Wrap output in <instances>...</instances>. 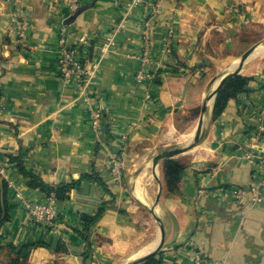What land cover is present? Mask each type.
<instances>
[{"label": "crops", "instance_id": "obj_1", "mask_svg": "<svg viewBox=\"0 0 264 264\" xmlns=\"http://www.w3.org/2000/svg\"><path fill=\"white\" fill-rule=\"evenodd\" d=\"M79 1L74 12L59 0H0V264H128L152 251L159 224L147 222L146 206L154 204L158 181L153 176L145 185L147 203L132 183L152 169L150 158L127 180L129 163L118 179L108 155L125 145L130 161L143 144L170 135L179 114L201 106L207 78L223 69L238 39L264 27V0H162L155 13L133 0ZM62 35L68 44L86 36L98 62L91 87L99 131L75 86L59 74ZM106 35L114 44L103 54ZM144 36L154 74L137 81ZM243 75L250 77L246 89L206 128L194 147L202 155L188 161L179 190L169 193L159 174L162 264H192L196 255L202 264H264V186L254 203L250 193L237 200L229 191L264 178V140L255 150L260 159L237 150L264 129V64ZM22 169L50 185L79 180L57 201L58 234L28 221L17 193L30 201L46 193Z\"/></svg>", "mask_w": 264, "mask_h": 264}, {"label": "built area", "instance_id": "obj_2", "mask_svg": "<svg viewBox=\"0 0 264 264\" xmlns=\"http://www.w3.org/2000/svg\"><path fill=\"white\" fill-rule=\"evenodd\" d=\"M65 3L71 11H77L80 7L79 0H59ZM134 3H142L151 6V11L153 13L157 12L159 4L162 0H133ZM24 28V26H23ZM145 38V36H144ZM146 38L143 39V48L141 53L143 56L140 57V64L135 73V79L140 81L142 79H151L153 77V71L151 67L147 65L151 62V58L148 55V46L146 44ZM114 44V38L112 35H106L101 43L100 50L101 53H106L108 49ZM90 42L86 36H82L78 43L68 44L66 40V35H62L57 48V66L61 78L66 84L74 85L77 92V100L84 102L91 116V126L94 130L99 131L101 129V111L96 108L92 100L94 99L91 79L95 73L98 62L96 60L90 59L89 57V47ZM170 40H166L163 45V51H170ZM264 86V79L262 81ZM101 98L100 95H96L95 98ZM264 129L258 128L252 134L250 140L238 145V151L242 153V156L248 160L254 161L255 159H260L256 154L255 150L258 147V142L264 140ZM123 135L122 138H125ZM125 165V145L120 146L119 151L116 153H110L108 155V170L110 174L121 178L122 170ZM264 170V162H262ZM3 172V169L0 168ZM264 176V175H263ZM264 186V178L261 182H252L248 189L242 187H233L229 190L234 198L237 200L242 199L244 196L251 194L252 202L254 203L259 194L261 187ZM19 196L23 207L27 211V217L30 224L40 231H51L53 233H59V218H58V208L57 199L54 194L45 196L41 201H30L26 198ZM192 264H202L201 260L197 257L194 258ZM226 264V263H218Z\"/></svg>", "mask_w": 264, "mask_h": 264}, {"label": "water", "instance_id": "obj_3", "mask_svg": "<svg viewBox=\"0 0 264 264\" xmlns=\"http://www.w3.org/2000/svg\"><path fill=\"white\" fill-rule=\"evenodd\" d=\"M259 45H264V37L262 39H260L259 41L255 42L253 45H251L248 49H246L238 57L237 63L235 64L234 67L228 68L230 65L227 66L222 71H220L213 79L210 80V82L207 86V92H206V94L203 98V101L201 103V111H200L199 119L197 121V128H196V132H195L194 136L189 141H186L183 144H177L174 146L166 147L164 149H161V150L155 152L150 157L149 163L151 164V167L154 171V176L156 177V179L158 181V193L156 195V199L154 201L153 206H151V207L146 206V208L148 211H150V213H152L154 215V217L158 221L159 238H158V241H157L155 248L152 251L132 260L128 264H139L142 261H144L145 259L156 254L161 249L163 242H164V236H165L164 226H163L161 219H160V217L156 211V205L158 203V198L160 196V191H161V187H162L161 179L159 176V170H158L159 165L165 159L174 158L175 156H177L179 154L186 153L201 143V141L203 140L204 135L206 133L207 118L209 117V114L212 111L214 99L216 97V94H217L219 88L221 87V85L226 80H228L229 78H231L235 75L240 74V72L243 70L244 66L250 61L251 55L253 54V52L256 50V48ZM216 80H218V82L216 83V85L213 88H211V85ZM178 104H180V103H178Z\"/></svg>", "mask_w": 264, "mask_h": 264}, {"label": "trees", "instance_id": "obj_4", "mask_svg": "<svg viewBox=\"0 0 264 264\" xmlns=\"http://www.w3.org/2000/svg\"><path fill=\"white\" fill-rule=\"evenodd\" d=\"M250 77L245 75H235L228 80H226L221 87L219 88L216 97L213 103V117L215 119L225 108L229 99L236 97L240 92L246 89L247 83ZM198 108L190 109L192 112H196ZM188 165V161L183 158H168L165 159L161 164V176L163 183L168 190L169 193H175L179 190V184L184 174V170ZM23 173L29 177L30 185H35L42 189L47 195L51 193L54 194V197L57 200L64 199L68 196V192L77 186L78 181L62 182L56 185H50L43 181L38 176L34 175L31 172L23 170ZM90 177L89 175H83L81 178ZM91 178V177H90ZM100 213V212H99ZM99 213L95 217H89L88 221L93 222L98 216ZM85 218V217H84ZM34 244L26 245V248L31 247ZM18 254H21L19 250ZM140 264H162L160 253L154 254L151 257L145 259Z\"/></svg>", "mask_w": 264, "mask_h": 264}, {"label": "rangeland", "instance_id": "obj_5", "mask_svg": "<svg viewBox=\"0 0 264 264\" xmlns=\"http://www.w3.org/2000/svg\"><path fill=\"white\" fill-rule=\"evenodd\" d=\"M253 32L256 33L255 36L249 35L247 38H243L246 36L242 35L243 37H241V39H238V41L236 42V48H235L236 52L233 53V55H231L227 59V63H224V65L222 67L223 69L226 68V66H228L230 63H232L234 60L238 59V57L242 54V51H241L242 46L246 42H250L251 44H253V43L259 41L260 39H262V36H260V34H264V27H262V29H261V27H259L256 30H254ZM257 35L259 36L258 39L256 41L252 42L256 38ZM257 63H259V64L261 63V65L264 64V55H261L260 53H258L253 59H251L250 62H248V64L244 67V69L240 72V74L243 75L245 73H248V69H250L251 67H253V65H255ZM223 69H217L215 72H213L214 74L211 73L209 78H207L206 83L209 80L213 79ZM200 111H201V106L197 109V111L195 113L192 112V110H189L187 112L185 111V112L179 114V116L175 119V126H174L175 129L170 135L166 134L163 137H161L160 139L154 140L152 143L143 144V149L139 150L137 155H135L130 161L125 160L126 163H129V167L127 168V170L129 171L128 173L130 176L129 175L126 176L127 180L132 176V174H130V172L134 171L133 170L134 168H139L140 166H142L145 163V161L147 159H149L150 156H152L155 152H157L161 149H164L166 147H169V146H174L177 144H183L184 141L181 139L180 136L184 133H187L190 130V128H192L197 123V121L199 119ZM212 111H213V109H212ZM212 111L209 114V117L207 118V127H209L213 121ZM200 154L202 155V153H199L198 148H193V150H190V151L183 153V154H179V155L175 156L174 158H183L187 161H189V160L191 161L192 159H195V160L199 159ZM125 166H126V164H125ZM149 170L152 171L151 168ZM158 170H159V174L161 176V174H162L161 173V166L158 167ZM146 216L148 217L147 222H151L153 225H155L156 218L154 217V215L149 212V214H146ZM156 226H157V220H156V225L154 227L156 228Z\"/></svg>", "mask_w": 264, "mask_h": 264}, {"label": "bare ground", "instance_id": "obj_6", "mask_svg": "<svg viewBox=\"0 0 264 264\" xmlns=\"http://www.w3.org/2000/svg\"><path fill=\"white\" fill-rule=\"evenodd\" d=\"M258 53H260L261 55H264V45H259L256 48V50L253 52V54L251 55L250 59H253ZM236 63H237V59L234 60L228 68L234 67ZM217 82H218V80L214 81V83L211 85V88H213L216 85ZM206 92H207V89H206ZM206 92H205V94H206ZM205 94H204V96H205ZM196 128H197V123L192 128H190V130L187 133L182 134L180 136L181 139L184 142L189 141L194 136V134L196 132ZM191 150H193V149H191ZM146 166H150V163H148ZM153 176L154 175H153L151 170H149V169L148 170H143L141 172V174L135 180L132 181V183L135 181V188H134L135 196L138 199H140L141 201L145 202V203L148 202V197H147V195L145 193V185L149 182V180L151 178H153ZM156 244H157V240L153 241L149 245V248L151 249ZM149 248H147V249H149Z\"/></svg>", "mask_w": 264, "mask_h": 264}]
</instances>
